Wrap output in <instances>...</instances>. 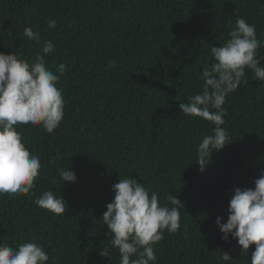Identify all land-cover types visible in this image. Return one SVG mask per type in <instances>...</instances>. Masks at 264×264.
<instances>
[{
  "label": "trees",
  "instance_id": "1",
  "mask_svg": "<svg viewBox=\"0 0 264 264\" xmlns=\"http://www.w3.org/2000/svg\"><path fill=\"white\" fill-rule=\"evenodd\" d=\"M240 18L264 41V0H0V52L34 61L49 40L55 51L46 66L58 75L60 63L67 67L58 128L15 126L42 167L28 194L0 195V245L35 242L46 264H120L102 217L112 185L132 177L162 204L171 207L175 194L184 205L181 229L163 230L154 245L155 264H251L256 245L243 256L237 238H222L217 218L226 223L234 190L254 188L264 171V82L246 69L248 82L228 94L222 127L232 141L203 172L197 148L215 125L179 107L203 91L211 48L223 46ZM25 27L39 31L40 42L25 37ZM258 58L264 66V46ZM60 169L77 180L63 184ZM48 190L64 197L65 213L35 204ZM103 247L110 256L100 255Z\"/></svg>",
  "mask_w": 264,
  "mask_h": 264
},
{
  "label": "clouds",
  "instance_id": "2",
  "mask_svg": "<svg viewBox=\"0 0 264 264\" xmlns=\"http://www.w3.org/2000/svg\"><path fill=\"white\" fill-rule=\"evenodd\" d=\"M48 27L55 28L56 21L48 20ZM229 39L222 47L213 46L214 63L204 68L203 91L189 98L179 107L186 115L198 116L212 122V135H207L197 148L196 162L200 171L206 170L214 151L222 150L232 140L222 127L227 115L223 107L229 93L240 84L247 83L245 70L251 69L257 81L264 82V66L258 58V49L264 41L257 38L255 25L240 18L229 32ZM24 36L40 42L39 31L24 28ZM55 51V45L44 41L41 52L34 61H28L16 52H0V195L28 194L40 175V158L29 152L17 124L42 125L52 133L65 116V101L58 87L60 76L67 71L65 63L58 65L59 75L46 66L45 55ZM63 184L75 182L77 175L69 169L59 170ZM112 188L114 199L107 204L102 220L112 235L111 245L118 248L120 264H155L157 255L154 245L163 239V230L176 233L181 229L180 209L184 207L175 194L162 204L158 194L146 188L139 179L119 178ZM65 199L53 191H44L35 199V204L57 215L65 213ZM227 222L217 218V224L228 240L229 235L238 239L242 255L246 256L251 245L256 248L251 254V264H264V171L255 180L254 188L234 190L229 204ZM186 225L184 226L186 230ZM222 259H233L230 253L222 252ZM101 256H110L103 247ZM49 255L35 242H24L15 248L0 245V264H46Z\"/></svg>",
  "mask_w": 264,
  "mask_h": 264
}]
</instances>
